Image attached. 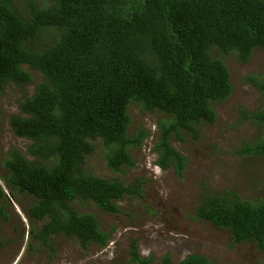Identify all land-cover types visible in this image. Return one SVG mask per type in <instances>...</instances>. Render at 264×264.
Segmentation results:
<instances>
[{
    "label": "trees",
    "instance_id": "16d2710c",
    "mask_svg": "<svg viewBox=\"0 0 264 264\" xmlns=\"http://www.w3.org/2000/svg\"><path fill=\"white\" fill-rule=\"evenodd\" d=\"M261 51L264 0H0V92L32 83L27 67L44 76L10 116L13 133L31 141L34 158L13 147L4 159L7 185L40 198L29 215L44 223L30 233L51 249L58 235H77L85 248L107 245L115 232L102 229L105 214L142 216L124 204L146 198L149 179L128 177L135 150L153 137L156 164L185 177L184 148L208 139L204 126L218 123L219 107L237 94L233 66L251 64ZM242 79L263 99L255 109L234 102L243 114L231 126L252 122L258 132L217 144L216 155L227 173L236 167L226 157L245 164L243 177L222 190L205 187L197 209L186 214L229 230L232 245L257 244L264 255V190L254 198L241 191L264 189L258 176L264 161H257L264 157V68L252 67ZM136 103L167 116L157 132L133 128L129 109ZM98 140L114 172L108 177L85 168ZM151 216L163 223L166 215L153 209ZM139 240L133 237L129 263L154 264L153 255L140 254ZM163 264L212 262L199 253L178 262L167 255Z\"/></svg>",
    "mask_w": 264,
    "mask_h": 264
},
{
    "label": "rangeland",
    "instance_id": "374dc122",
    "mask_svg": "<svg viewBox=\"0 0 264 264\" xmlns=\"http://www.w3.org/2000/svg\"><path fill=\"white\" fill-rule=\"evenodd\" d=\"M252 67L264 68V51H261L251 64L243 65L237 62L233 66L234 78L240 82L237 94L230 99V102L223 103L219 107L218 123L204 126L203 130L208 139L198 145L189 144L184 148L190 156L185 177L179 176L175 168L163 169L156 164L157 156L152 153L154 144L151 137L143 143L141 149L135 150L136 166H128V177L134 175L149 179L143 183L146 198L144 200L134 198L131 202L124 201L127 211L135 209L142 216L126 213L105 214L102 217V229L115 232L112 240L105 246L92 242L88 248H85L77 235L71 237L58 235L52 241L54 249L43 245L38 237L30 233L32 225L37 232L44 223L42 220L29 217L30 205L40 201L38 194L22 188L17 190L11 188L3 178L9 173L4 159L13 147L19 148L29 158H34L27 149L31 141L17 137L10 125L11 114L18 111V99L26 94L31 95L37 84L44 79L41 72L27 67L34 76L32 83L25 88L14 84L8 86L4 92H0V239L2 241L0 264H130L129 251L134 236L140 237L138 247L140 254L145 257L153 255L154 264H163V258L167 255L178 262L189 254L199 253L206 255L212 264H264V255L260 253L257 244L246 242L232 245L233 237L229 230L217 228L213 223L205 220H191L186 214L187 211L193 212L197 209L205 187L222 190L243 177L239 171L245 164L226 157V164L236 167V171L227 173L223 162L217 164L216 153L217 144L228 145L230 141H237L241 136L251 137L253 133L258 132V126L252 122L231 126L234 121L240 120L243 114L240 107L236 108L234 102L255 109L263 99L254 87L246 83V79V82L243 79L240 81L246 70ZM129 111L133 128L140 126L153 132L158 130L156 123L159 118H167L161 112L152 113L144 110L138 103ZM175 143L180 147L183 145V142L177 139ZM95 145L96 151L88 156L85 168L94 174L108 177L114 172L107 167L104 157L105 146L100 140L96 141ZM202 148L207 153L202 154L198 151ZM260 160L264 161V157L257 159ZM258 176L264 177L263 168ZM1 188L9 199L13 194L18 204L3 197ZM176 190L178 192L173 193ZM263 190L256 185H252L250 191L241 187V191L250 198H254ZM173 205L178 206L173 210L174 217L167 216ZM87 209L82 208L81 211L85 212ZM153 209L166 215L163 223L154 222L159 221L160 217L151 216ZM96 212L99 214L98 209ZM133 264H139V261L134 260Z\"/></svg>",
    "mask_w": 264,
    "mask_h": 264
},
{
    "label": "clouds",
    "instance_id": "9594fccd",
    "mask_svg": "<svg viewBox=\"0 0 264 264\" xmlns=\"http://www.w3.org/2000/svg\"><path fill=\"white\" fill-rule=\"evenodd\" d=\"M11 188H12V187H11ZM1 189H2V188H1ZM11 195H12V198H10V199L8 198L7 194H6L5 197H6L8 200H12L13 203H17L16 200L14 199V197H13V194H11ZM17 204H18V203H17ZM32 205H33V204H32ZM32 205H30L29 210H30V208L32 207ZM29 210H28V211H29ZM0 215H1V212H0ZM29 217H30V215H29ZM30 218H32V217H30Z\"/></svg>",
    "mask_w": 264,
    "mask_h": 264
},
{
    "label": "bare ground",
    "instance_id": "6f19581e",
    "mask_svg": "<svg viewBox=\"0 0 264 264\" xmlns=\"http://www.w3.org/2000/svg\"><path fill=\"white\" fill-rule=\"evenodd\" d=\"M153 134V133H152ZM153 147V146H152ZM154 151V150H153ZM4 181V180H3Z\"/></svg>",
    "mask_w": 264,
    "mask_h": 264
}]
</instances>
